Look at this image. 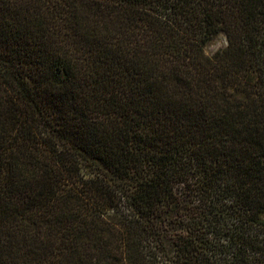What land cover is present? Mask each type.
<instances>
[{
  "label": "trees",
  "instance_id": "trees-1",
  "mask_svg": "<svg viewBox=\"0 0 264 264\" xmlns=\"http://www.w3.org/2000/svg\"><path fill=\"white\" fill-rule=\"evenodd\" d=\"M0 264H264V0H0Z\"/></svg>",
  "mask_w": 264,
  "mask_h": 264
},
{
  "label": "rangeland",
  "instance_id": "rangeland-1",
  "mask_svg": "<svg viewBox=\"0 0 264 264\" xmlns=\"http://www.w3.org/2000/svg\"><path fill=\"white\" fill-rule=\"evenodd\" d=\"M225 45V38L222 34H218L213 37L203 48V53L207 56L214 53L216 50L224 47Z\"/></svg>",
  "mask_w": 264,
  "mask_h": 264
}]
</instances>
